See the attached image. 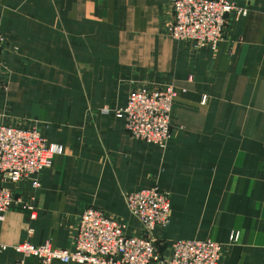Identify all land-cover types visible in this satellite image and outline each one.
Instances as JSON below:
<instances>
[{"label": "crops", "instance_id": "obj_1", "mask_svg": "<svg viewBox=\"0 0 264 264\" xmlns=\"http://www.w3.org/2000/svg\"><path fill=\"white\" fill-rule=\"evenodd\" d=\"M229 1L247 13L227 16L212 49L168 35L169 0H0V124L34 127L57 149L36 188L0 176L17 199L0 241L68 246L88 205L137 234L124 193L156 185L169 198L159 255L171 240L210 238L223 243L220 264H264V0ZM162 83L175 97L160 146L113 110L133 86ZM0 264L83 263L6 248Z\"/></svg>", "mask_w": 264, "mask_h": 264}, {"label": "built area", "instance_id": "obj_2", "mask_svg": "<svg viewBox=\"0 0 264 264\" xmlns=\"http://www.w3.org/2000/svg\"><path fill=\"white\" fill-rule=\"evenodd\" d=\"M172 20L167 26L174 40H188L194 46L215 48L221 40L227 16L244 17L245 7L229 0H169ZM0 35V46L2 44ZM0 86L3 84L0 82ZM175 90L169 83L136 85L127 92L125 103L113 112L123 122L125 131L145 142L164 145L171 137L170 111ZM103 107L101 111H107ZM56 146L48 144L34 127L0 124V176L16 180L28 178L39 185V171L51 164ZM17 200L10 188L0 183V220L10 204ZM125 205L135 218L140 232L127 233L125 220L85 206L77 214L75 231L68 246H52L48 240L33 244L27 240L0 241V250L11 248L22 256H34L46 263L53 259L83 264H220L223 243L210 238L174 239L169 253L159 255L155 249L154 228L168 221L167 192L156 185L139 187L124 193ZM21 208L33 207L27 202ZM235 234L228 235L234 239Z\"/></svg>", "mask_w": 264, "mask_h": 264}]
</instances>
